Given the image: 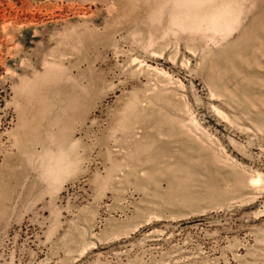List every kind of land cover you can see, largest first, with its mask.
<instances>
[{
    "label": "rangeland",
    "instance_id": "obj_1",
    "mask_svg": "<svg viewBox=\"0 0 264 264\" xmlns=\"http://www.w3.org/2000/svg\"><path fill=\"white\" fill-rule=\"evenodd\" d=\"M0 264H264V0H0Z\"/></svg>",
    "mask_w": 264,
    "mask_h": 264
}]
</instances>
